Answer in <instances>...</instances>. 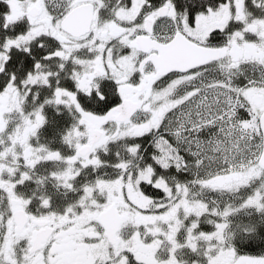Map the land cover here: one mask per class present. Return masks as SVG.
<instances>
[{"label":"snow or ice","instance_id":"obj_1","mask_svg":"<svg viewBox=\"0 0 264 264\" xmlns=\"http://www.w3.org/2000/svg\"><path fill=\"white\" fill-rule=\"evenodd\" d=\"M0 264H264V0H0Z\"/></svg>","mask_w":264,"mask_h":264}]
</instances>
